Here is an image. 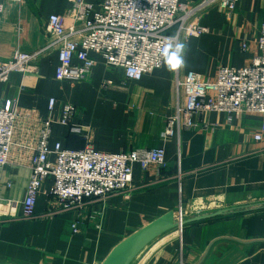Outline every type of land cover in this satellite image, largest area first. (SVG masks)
Listing matches in <instances>:
<instances>
[{
    "label": "crops",
    "instance_id": "0c3cea01",
    "mask_svg": "<svg viewBox=\"0 0 264 264\" xmlns=\"http://www.w3.org/2000/svg\"><path fill=\"white\" fill-rule=\"evenodd\" d=\"M87 1L99 5L104 0ZM183 1L193 5L202 0ZM72 9L69 0L4 1L0 61L42 49L49 18L66 16L70 24ZM263 22L264 0H239L231 15L210 8L201 20L208 32L182 42L187 45L186 67L169 72L163 65L139 82L127 80L123 71L95 54L90 79L60 81L53 53L40 61L36 73H13L0 83V105L10 104L18 113L9 162L0 167V264H103L124 239L181 208L189 221L182 241L168 232L132 264H264V133L262 141L254 139L264 118L246 114L228 123L220 113L196 115L204 130H183L179 137L162 139L178 103L175 79L194 72L213 80L220 67L251 65ZM107 81L111 83L105 85ZM52 99L56 106L50 111ZM67 104L75 108L72 126L83 129L80 134L61 124ZM50 119L51 149L56 144L75 151L90 146L99 153L120 154L164 148L166 164L146 171L136 164L132 190L104 202L88 199L69 211L58 205L51 209L54 179L49 177L35 218L25 220L31 161L41 125ZM50 160L55 162V156ZM204 217L210 218L191 222ZM75 223L77 234L71 229Z\"/></svg>",
    "mask_w": 264,
    "mask_h": 264
},
{
    "label": "built area",
    "instance_id": "2783aa9c",
    "mask_svg": "<svg viewBox=\"0 0 264 264\" xmlns=\"http://www.w3.org/2000/svg\"><path fill=\"white\" fill-rule=\"evenodd\" d=\"M4 1L0 0V13ZM69 1L73 5L71 23H67L66 16L52 15L46 25L47 42L42 49L30 54L16 52L10 60L0 61V83H7L13 73H36L40 61L53 53L58 55L56 76L60 81L90 79L96 66L92 58L95 54L102 57L108 67L123 71L127 80L139 82L145 75L163 67L162 54L169 42L182 43L186 38L208 32L201 25L202 14L208 9L218 7L231 15L239 2L202 0L190 5L183 0H104L95 5L87 0ZM110 83L107 81L105 85ZM174 84L178 103L167 119L163 140L179 137L183 130H204L205 124L194 120L196 115L220 113L227 116L228 123L246 114L264 118V22L258 55L251 65L242 69L220 67L213 80H204L200 74L189 72L183 79L177 77ZM181 95H184L183 103ZM50 102L49 108L53 111L56 100ZM74 112V106L67 104L61 124L80 134L83 129L72 126ZM17 118L18 113L10 104L0 105V167L9 162ZM52 125L51 119L44 121L39 131L23 202L25 220L35 218L38 198L49 177L54 179L50 194L55 200L51 209L55 210L58 205L62 211H69L82 207L85 200L104 202L114 194L132 190V171L136 164L144 171L166 164L164 148L120 154L99 153L90 146L75 151L56 144L51 149ZM263 133L264 123L261 133L254 136L255 141H262ZM52 156L55 162L50 160ZM185 219L186 212L181 208L176 214L178 226L173 230L180 242ZM71 229L73 234L79 232L76 223ZM180 264H184L183 261Z\"/></svg>",
    "mask_w": 264,
    "mask_h": 264
},
{
    "label": "water",
    "instance_id": "95a60500",
    "mask_svg": "<svg viewBox=\"0 0 264 264\" xmlns=\"http://www.w3.org/2000/svg\"><path fill=\"white\" fill-rule=\"evenodd\" d=\"M218 215H221V213L212 217ZM207 218L210 217L195 218L191 222ZM187 222L189 221L184 223L186 224ZM177 226L176 215L173 211L163 215L119 243L104 260L103 264H132L147 246L157 238L175 230Z\"/></svg>",
    "mask_w": 264,
    "mask_h": 264
},
{
    "label": "clouds",
    "instance_id": "9594fccd",
    "mask_svg": "<svg viewBox=\"0 0 264 264\" xmlns=\"http://www.w3.org/2000/svg\"><path fill=\"white\" fill-rule=\"evenodd\" d=\"M171 40V38H169ZM187 45L185 43H171L169 42L163 52L164 67L169 72H176L186 67L185 53Z\"/></svg>",
    "mask_w": 264,
    "mask_h": 264
},
{
    "label": "rangeland",
    "instance_id": "374dc122",
    "mask_svg": "<svg viewBox=\"0 0 264 264\" xmlns=\"http://www.w3.org/2000/svg\"><path fill=\"white\" fill-rule=\"evenodd\" d=\"M175 233V232H174Z\"/></svg>",
    "mask_w": 264,
    "mask_h": 264
}]
</instances>
